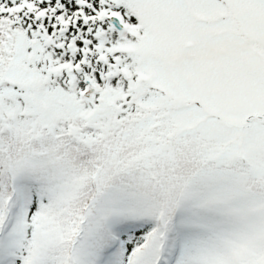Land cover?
<instances>
[{
  "label": "snow or ice",
  "instance_id": "snow-or-ice-1",
  "mask_svg": "<svg viewBox=\"0 0 264 264\" xmlns=\"http://www.w3.org/2000/svg\"><path fill=\"white\" fill-rule=\"evenodd\" d=\"M0 264H264V0H0Z\"/></svg>",
  "mask_w": 264,
  "mask_h": 264
}]
</instances>
